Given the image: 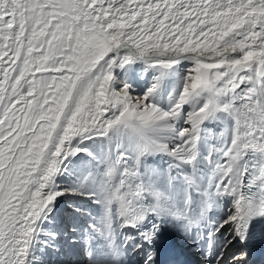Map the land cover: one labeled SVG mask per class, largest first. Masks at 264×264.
<instances>
[{"label": "snow or ice", "instance_id": "obj_1", "mask_svg": "<svg viewBox=\"0 0 264 264\" xmlns=\"http://www.w3.org/2000/svg\"><path fill=\"white\" fill-rule=\"evenodd\" d=\"M262 218L264 0H0V264L57 225L85 264H157L166 226L224 264Z\"/></svg>", "mask_w": 264, "mask_h": 264}, {"label": "bare ground", "instance_id": "obj_2", "mask_svg": "<svg viewBox=\"0 0 264 264\" xmlns=\"http://www.w3.org/2000/svg\"><path fill=\"white\" fill-rule=\"evenodd\" d=\"M140 70H141V66L136 65L134 71L130 74V79L133 82L132 86L134 88L133 95L140 93L145 87V80L141 79L139 77ZM94 208H95V206H93V209ZM166 229L169 230V232H171L170 235L174 234L169 226L164 227L161 232H166ZM173 236H175V235H173ZM183 238L186 239L184 236H183ZM77 251H80V253H82L80 247L77 249ZM195 253L198 254L199 251H196ZM45 259H46V255H45ZM46 260L48 261V259H46ZM69 264H85V262H84V259H79L77 262H75L74 260H71Z\"/></svg>", "mask_w": 264, "mask_h": 264}, {"label": "rangeland", "instance_id": "obj_3", "mask_svg": "<svg viewBox=\"0 0 264 264\" xmlns=\"http://www.w3.org/2000/svg\"><path fill=\"white\" fill-rule=\"evenodd\" d=\"M160 163H163V162H160ZM61 206L63 207V205H61ZM51 252H52V251L49 249V250H46V251H45V254H46V253L48 254V253H51ZM47 262H48V261H47ZM51 262H52V261H50L48 264H52Z\"/></svg>", "mask_w": 264, "mask_h": 264}]
</instances>
